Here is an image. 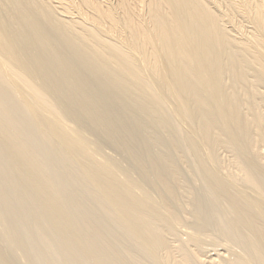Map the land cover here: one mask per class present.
Instances as JSON below:
<instances>
[{"label":"bare ground","instance_id":"6f19581e","mask_svg":"<svg viewBox=\"0 0 264 264\" xmlns=\"http://www.w3.org/2000/svg\"><path fill=\"white\" fill-rule=\"evenodd\" d=\"M0 264H264V0H0Z\"/></svg>","mask_w":264,"mask_h":264}]
</instances>
